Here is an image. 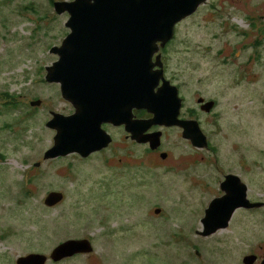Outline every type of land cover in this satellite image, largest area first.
Here are the masks:
<instances>
[{
	"label": "rangeland",
	"instance_id": "374dc122",
	"mask_svg": "<svg viewBox=\"0 0 264 264\" xmlns=\"http://www.w3.org/2000/svg\"><path fill=\"white\" fill-rule=\"evenodd\" d=\"M69 19L48 0H0V264L30 254L49 257L59 244L78 239L89 240L93 252L46 264H242L245 256H263V213L237 209L226 229L208 237L198 232L209 204L221 197L219 180L228 166L264 158V64L258 83H233L230 66L208 54L215 47L228 55L234 35L221 29L217 15L203 8L176 23L165 53L167 75L186 84L189 105L197 103V92L220 100L221 117L202 114L200 120L217 155L159 127L166 162V153L160 158L147 144L122 139V159L134 168H124L122 179L105 178L96 160L43 159L53 146L46 126L51 112L73 113L57 84L44 81ZM36 97L42 101L32 107ZM242 145L253 151L251 158L242 155ZM50 192L63 194L54 208L44 204Z\"/></svg>",
	"mask_w": 264,
	"mask_h": 264
},
{
	"label": "water",
	"instance_id": "95a60500",
	"mask_svg": "<svg viewBox=\"0 0 264 264\" xmlns=\"http://www.w3.org/2000/svg\"><path fill=\"white\" fill-rule=\"evenodd\" d=\"M206 1L54 2L57 14L66 12L70 15L65 24L70 33L65 36L60 47L51 50L58 60L45 69V81L60 84L62 99L74 107L75 113L70 117L53 114L46 124L49 129L58 126V134L43 159L52 160L72 153L87 157L106 147L110 138L100 129L103 122L123 125L133 141L148 144L150 150L160 146L159 132L150 135L145 133L152 126H178L182 129V137L189 140L193 147H206L207 138L198 122L178 119L180 101L176 88H171L164 79L160 57L156 56V62L153 61L159 48H163L173 38L175 24L192 15ZM155 66L160 70L155 71ZM160 80L163 87L155 93V86ZM106 83H123L122 90L119 88L122 92L120 100H116L115 93ZM202 101L198 100L199 103ZM212 106L210 102L203 109L208 112ZM134 109L146 110L153 117L149 120H134ZM104 137L108 138L107 142L103 141ZM162 157L165 158L166 154ZM237 182L235 178L226 177L221 184L225 195L211 201L202 220L203 230L198 235L208 237L226 229L237 209L255 206L249 204L244 193H233ZM62 199V193L50 192L44 204L54 207ZM155 212L160 213L161 210L155 209ZM91 252L93 247L89 240H68L54 248L49 257L30 254L18 258L16 264H46L48 259L60 262ZM255 260V255H248L242 259V264H253Z\"/></svg>",
	"mask_w": 264,
	"mask_h": 264
},
{
	"label": "flooded vegetation",
	"instance_id": "af4514ba",
	"mask_svg": "<svg viewBox=\"0 0 264 264\" xmlns=\"http://www.w3.org/2000/svg\"><path fill=\"white\" fill-rule=\"evenodd\" d=\"M55 1L57 0H54V2ZM203 8H209L213 14L217 15V21L221 23V29L223 31H231V33L234 34V35H230L231 41L228 44L229 46L228 55H225L224 48L215 49V47H212V49L206 48V51L209 49L208 54H213L215 58L219 60L220 65L230 66L233 72L231 75V80L233 81V83H258L259 75L257 73V69L264 64V0H207L204 4L200 5L197 8L196 14L200 12ZM67 30L69 33L70 29L67 28ZM214 37L219 38V35L215 34ZM249 39L251 40L249 41ZM171 41L172 39L163 48L162 47L159 48L158 54H156L153 57V61L156 62V56L160 57V63L162 65V74L164 79L169 82L171 88L173 87L176 88L177 98L180 101L178 119L187 120V121L189 120L197 121L199 128L207 138V146L204 147V150L211 152L214 154V156H216L218 150L216 149V146L212 144L211 137L208 136V134L206 133L205 128H203L202 126L203 122L200 120L202 114L210 117L213 120L220 118L221 115L219 112H217V108L219 107L220 100H218L215 97H210L212 99H206L204 94L197 92L196 93L197 95L195 96L197 103L194 102L191 103V105L188 104L187 95L183 91V88L186 86V84L173 83V81L170 79L171 78L170 74H168L170 78L167 75L165 53L167 50H169ZM61 43L60 45L59 44L55 45V48L60 47ZM154 70L155 71L160 70V68L158 66H155ZM55 84H57L58 88L60 89V84L59 83H55ZM106 84L109 86L112 93L113 94L115 93L116 100H118V98L120 100L122 98V92L119 90V88L122 90L123 83H106ZM161 87H163L162 80H160L157 83L154 92L157 93ZM199 99H203V101L205 103L207 102V104L212 102L213 103L212 108L208 112L205 111L203 107L207 105L203 106L204 102L203 104H199L198 103ZM40 100L42 101V99H40L39 97L30 99L29 104L33 107V104L37 103L38 101L40 103L41 102ZM261 102L264 107V101ZM71 107L73 109V113L71 115L58 114V116L61 117L72 116L75 113V109L72 105ZM37 110H40V108H37ZM53 114H57V113L51 112L52 117ZM132 115L134 120H149L153 117V115L149 114L146 110L143 109L142 110L134 109ZM55 127H56L55 129L53 128L51 129L53 133L52 143H54V138L58 134L56 130L58 126ZM159 127H164V126H152L145 133L148 135L153 134L155 132L162 133ZM170 128L182 132V129L179 128L178 126H173ZM100 129L110 138L109 141L107 137H104L103 139L104 142L108 141L106 147L101 148L89 154L87 157H83L77 153H72L69 154L70 156L68 155L66 157H58L56 159H52L51 161L66 159L72 156H74L75 159L78 161L88 162L91 160H96L100 164V167L97 168L103 172V176L105 178L122 179L124 168L125 169L134 168L132 165L128 166V164L125 163L122 159L124 155V148H123L124 145L122 144V139L127 141L128 140L133 141V140L129 136H128L129 138H127V136L123 137V132L125 131L123 125H113L112 123L109 122H103L100 125ZM234 147L237 148L239 146L234 145ZM242 149L244 151L242 155L249 156L251 158V154L253 153V151L251 153V150L245 145H242ZM149 151H150L149 153L159 152V157L160 154L166 153L165 159H162L161 157L160 158L163 162H166L168 160L167 159L168 153L163 151L162 142L157 150L149 149ZM257 156L258 157L255 158L242 160L244 161L245 166L242 165L239 167L228 166V171L225 174L223 173L221 179L219 180V190H220L219 192L221 197L225 195V192L222 191L221 189V184L225 181L226 177L229 176L231 178H235L238 180L237 184L235 185V191L233 193L235 194H241L240 192L244 193L246 195L247 200L249 201V204L255 205L248 209L245 208L238 209V211H242L244 213L260 212L264 214V158L260 157L259 155ZM165 167L170 168L174 166L166 165ZM253 168H257V170H253ZM253 172H255L256 176H258L254 180L252 179ZM255 195H259L260 198L255 199L254 198ZM61 202L56 204L54 207L59 205ZM261 237H262V241H264V224L262 225ZM252 255L256 256V260L253 264L264 263V255L263 256L260 255L259 257L257 254H252ZM75 257L76 256L72 258Z\"/></svg>",
	"mask_w": 264,
	"mask_h": 264
},
{
	"label": "trees",
	"instance_id": "16d2710c",
	"mask_svg": "<svg viewBox=\"0 0 264 264\" xmlns=\"http://www.w3.org/2000/svg\"><path fill=\"white\" fill-rule=\"evenodd\" d=\"M48 1H49V3H50L51 5H52V3L54 2V0H48ZM25 6H28V5H25ZM25 6H24V8H25ZM30 6H31V5H30ZM30 6H29V8H30V9H33V8L30 7ZM51 7H53V6H51Z\"/></svg>",
	"mask_w": 264,
	"mask_h": 264
},
{
	"label": "clouds",
	"instance_id": "9594fccd",
	"mask_svg": "<svg viewBox=\"0 0 264 264\" xmlns=\"http://www.w3.org/2000/svg\"><path fill=\"white\" fill-rule=\"evenodd\" d=\"M55 2H56V1H55ZM53 3H54V2H53ZM53 3H52V6H53ZM174 32H175V31H174ZM69 33H70V32H69ZM69 33H68V34H69ZM167 43H168V42H167ZM167 43H166V44H167ZM57 60H58V59H57ZM45 71H46V70H45ZM44 81H45V79H44ZM45 82H46V81H45ZM62 200H63V199H62Z\"/></svg>",
	"mask_w": 264,
	"mask_h": 264
},
{
	"label": "bare ground",
	"instance_id": "6f19581e",
	"mask_svg": "<svg viewBox=\"0 0 264 264\" xmlns=\"http://www.w3.org/2000/svg\"><path fill=\"white\" fill-rule=\"evenodd\" d=\"M118 104V103H117Z\"/></svg>",
	"mask_w": 264,
	"mask_h": 264
}]
</instances>
